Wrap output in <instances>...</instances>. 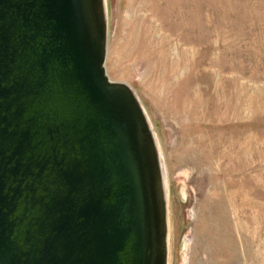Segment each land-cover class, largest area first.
I'll return each mask as SVG.
<instances>
[{"label":"water","instance_id":"water-1","mask_svg":"<svg viewBox=\"0 0 264 264\" xmlns=\"http://www.w3.org/2000/svg\"><path fill=\"white\" fill-rule=\"evenodd\" d=\"M104 0H0V264H166L165 190Z\"/></svg>","mask_w":264,"mask_h":264},{"label":"rangeland","instance_id":"rangeland-1","mask_svg":"<svg viewBox=\"0 0 264 264\" xmlns=\"http://www.w3.org/2000/svg\"><path fill=\"white\" fill-rule=\"evenodd\" d=\"M165 190L166 264H264V0H104Z\"/></svg>","mask_w":264,"mask_h":264}]
</instances>
